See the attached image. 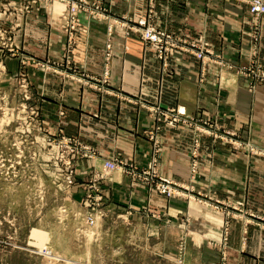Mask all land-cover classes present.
<instances>
[{
  "label": "rangeland",
  "instance_id": "1",
  "mask_svg": "<svg viewBox=\"0 0 264 264\" xmlns=\"http://www.w3.org/2000/svg\"><path fill=\"white\" fill-rule=\"evenodd\" d=\"M233 1L247 5L249 13L241 21L247 58L239 63L216 49L207 35L185 36L192 35L188 23L184 33L163 24L167 8L158 7L159 0H147V8L137 16L117 15L105 0H0V264H193L194 255L187 257L184 251L190 253L194 248L176 240L177 233L167 230L160 212L142 205L135 215L131 207L112 200L111 183L117 175L126 177L134 188L168 199L187 198L198 205L203 216L221 213L223 241L228 239L232 223L264 230V219L248 211L243 201L218 200L196 192L158 169L164 127L192 131L191 177L197 172L199 151L206 139L235 149L245 147L250 154L264 158L262 150L250 146L238 133L198 119L182 105H162L159 99L148 103L122 95L136 101L154 120L153 128L146 132L151 142L149 161L139 167L116 157L103 161L98 169L84 171L75 163L88 157L86 145L65 136L60 124L57 135L52 134L43 114L48 94L40 86L47 84L49 76L115 93L107 85L111 64L119 53L113 35H137L164 74H172L174 56L184 53L199 61L201 83L221 88L226 73L237 75L254 91L257 85H264L259 55L264 13L256 18L249 11L250 0ZM49 8L58 17L56 29L63 41L60 53L53 56L48 50L43 54L31 51L26 40V35L43 31L37 30V19ZM90 19L103 22L106 30L100 76L78 65L74 55L77 36L86 35L85 22ZM151 29L159 36L155 40L149 38ZM45 45H50L49 36Z\"/></svg>",
  "mask_w": 264,
  "mask_h": 264
},
{
  "label": "crops",
  "instance_id": "2",
  "mask_svg": "<svg viewBox=\"0 0 264 264\" xmlns=\"http://www.w3.org/2000/svg\"><path fill=\"white\" fill-rule=\"evenodd\" d=\"M105 1L117 15L137 16L147 8V0ZM159 2L158 7L167 8L163 24L181 33L189 24L192 35L185 36L196 37L203 33L216 49L224 50L234 62L247 58L241 21L249 18V13L244 3L233 0ZM45 10L47 14L38 17L36 24L37 30L43 31L26 35L27 47L35 53L43 54L48 50L52 56L58 55L63 47L58 36L61 34L56 29L58 17L52 9ZM262 24L259 55L264 65V16ZM85 29L86 35L77 36L75 60L88 72L100 76L107 39L105 25L90 19L85 22ZM48 36L50 45L47 47L45 38ZM113 37L119 53L111 64L107 85L115 93L92 90L57 76H49L47 84L40 86L44 92L46 87L48 94L43 114L49 131L57 135L55 129L60 124L65 136L78 139L88 148V157L78 158L76 166L84 171L98 169L103 161L116 157L139 167L149 161L151 142L146 132L153 128L154 120L136 101L122 95H133L148 103L159 99L162 105H182L194 117L222 125L264 152V85L259 84L254 91H249L237 75L226 73L220 80L221 88L201 83L199 61L184 53L174 56L172 74H164L160 62L146 51L137 35ZM238 53L242 58L239 59ZM191 135L192 131L185 127L162 128L160 173L215 199L243 201L248 211L264 219V158L250 154L245 147L235 149L232 145L206 139L199 151L197 172L191 177ZM111 187L112 200L122 207H131L133 214L139 215L137 211L142 205L160 212L167 230L170 228L177 233L176 240L194 248L190 253L184 251L187 257L194 255L193 264H264V230L257 225L245 229L243 224L232 223L228 239L223 241L221 213L212 211L203 216L198 205L187 198L168 199L134 188L122 175L113 176ZM168 220L177 224L171 225Z\"/></svg>",
  "mask_w": 264,
  "mask_h": 264
},
{
  "label": "built area",
  "instance_id": "3",
  "mask_svg": "<svg viewBox=\"0 0 264 264\" xmlns=\"http://www.w3.org/2000/svg\"><path fill=\"white\" fill-rule=\"evenodd\" d=\"M249 11L251 14H253L256 18H258L259 15L264 13V2L263 0H250L249 1ZM148 35L150 36L152 40H155L159 36L155 34L152 29L148 32Z\"/></svg>",
  "mask_w": 264,
  "mask_h": 264
}]
</instances>
